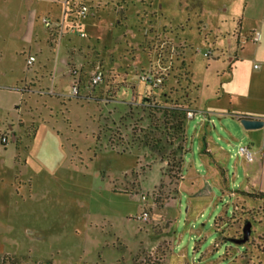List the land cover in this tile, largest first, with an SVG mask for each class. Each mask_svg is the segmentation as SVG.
Wrapping results in <instances>:
<instances>
[{"label": "rangeland", "instance_id": "obj_1", "mask_svg": "<svg viewBox=\"0 0 264 264\" xmlns=\"http://www.w3.org/2000/svg\"><path fill=\"white\" fill-rule=\"evenodd\" d=\"M23 2L9 0V5L20 12ZM126 2L130 14L123 26H113L117 0L81 3L88 10L85 15L77 12L82 28L75 44L83 49L75 58L78 63L84 58L101 61L86 67L81 91L86 98L79 105L69 99L72 82L58 75L59 55L47 47L41 54V45H34L38 61L29 72L40 76L34 86H20L21 109L32 117H27L18 141L10 139L0 148V162L6 161L0 164V254H9L6 264H136L133 254L142 255L139 264H264V201L234 209L243 204L241 191L261 188L263 167L239 154L249 144L241 124L213 114L219 104L227 107L229 92H243L237 83L246 65L240 73L229 72L226 64L206 58L209 52L216 57L221 45H227L221 54L232 53L227 33L238 28L254 1ZM145 2V11L152 5L158 12V26L156 18L144 17ZM4 18L2 29L18 27L16 20L10 26ZM157 27L177 45L158 36ZM164 44L169 52L162 49ZM23 56L17 61L20 70ZM161 68L167 70V95L184 97L197 110L187 123L191 151L178 186L166 175V163L145 148L127 153L139 154V161L124 176L131 155L112 151L103 137L106 126L120 123L130 107L140 113L131 119L130 124H137L145 100L156 95L143 76ZM98 69L104 79L94 88L91 81ZM216 94L224 99H207ZM206 134L212 147L226 151L224 187L221 174L213 179L207 170L213 167L201 152ZM13 158L18 159L17 173L11 172ZM194 171L209 178L207 186L196 184ZM143 209L149 213L147 222L137 218Z\"/></svg>", "mask_w": 264, "mask_h": 264}, {"label": "crops", "instance_id": "obj_2", "mask_svg": "<svg viewBox=\"0 0 264 264\" xmlns=\"http://www.w3.org/2000/svg\"><path fill=\"white\" fill-rule=\"evenodd\" d=\"M21 1H24V10L15 12L11 5H9V0H0V18L5 17L6 24L11 21V23H9L10 26L18 22V27L16 29L14 27V30H6L5 26H3L4 29H2L0 24V39L2 40V42H0V148H5L10 139H12L13 142L20 139L21 129L26 125L27 117L31 116V114L23 112L21 109V102L24 94H22L20 86L24 83H30L32 86L40 76L38 72H29L31 66H27V59L30 56L36 58L35 63L38 61V55L34 53L36 52L34 45H41L39 48L41 54H43V47H47L53 56H56V54L57 56L59 55V60L55 61V67L58 70L59 77L71 81L72 86L74 82L77 81L78 84H81V86L79 85L81 91L84 87H82V84L85 83L84 71H87L86 67L96 63L97 60H100L98 58H84L83 62L78 63L75 58L76 54L82 52L83 49L82 46L77 47L75 44L78 40L75 41V38L78 37V35H81L79 34V30H81L82 25L79 22L80 15L78 13L83 7H86L85 4H81L83 3V0ZM253 1V6L249 8L247 16L244 15L238 28L227 33L228 42L231 44L230 46L233 48V43H236V49H233L235 59H231L228 55L220 53L222 50L226 49L227 45L216 47V50H218V55L216 57L212 52H209L210 55L206 56L208 60L212 59V61L217 63L226 64L229 72H234L239 69L240 73L243 65H246L242 68L243 76L239 77L237 83V85L241 84L244 87L243 92L241 90L235 94L233 91L229 92L227 94V107L223 108L221 107L222 104H219L220 109H218L217 112H210V114L218 113L227 119L238 122L243 117L264 120V0ZM10 2H13V0H10ZM99 2L102 3V0H99ZM248 4L249 3H247V5ZM143 6L144 17L147 19L149 16L156 18V25L158 26V12L152 9V5L151 7H148L147 11H145L146 2ZM162 8L163 6L160 9ZM129 12L130 10L126 0H117L115 8L116 21L113 26H123L128 20ZM94 15L95 14L93 13L92 16ZM14 20L17 22H14ZM245 21H251L253 26L250 25L249 27ZM150 23L151 25L154 24L153 19H151ZM73 28H76V33L72 32ZM165 29L167 30L166 27ZM151 31L155 32L154 30ZM255 33H260L257 42L254 40ZM156 34L163 37L158 27L156 28ZM163 34L165 35L163 38L167 39L168 43L174 46L177 45L175 40L171 39L168 35L166 36V31L163 32ZM66 38L68 39V43L65 44L64 42ZM6 41L9 42L6 43ZM22 43L27 46L21 47ZM154 46V43L149 45L150 52L151 48ZM26 49H28L29 52L26 51ZM88 49L90 50V48ZM63 50L64 55H61ZM22 54L25 58V65L24 68L20 70L17 61L20 60ZM60 55L62 57H60ZM256 66H258V68H255ZM245 67H248V69H245ZM26 68L28 70H26ZM54 88L56 89V87ZM29 92L31 95H36L37 93L33 92V90ZM84 94L81 93V98L79 99L74 97L69 99L74 100L76 105H79L80 102L86 98ZM65 98H67V96H65ZM92 99V97L89 98V100ZM207 99L219 102L221 97L216 94ZM223 99L224 98L222 97L221 100ZM246 132L249 139L247 148L252 152V164L257 163L263 167V170H261L260 173V178L262 180L261 188L259 190L252 189L249 191L264 193V127L259 130ZM211 144V137H209V134H206L203 139L204 146L201 149V152L209 160V165L213 167L211 170L207 169L210 176L213 179H216L220 174L222 176V172H224L221 165L223 166L222 161L226 158V151L216 144L215 147H212ZM216 146L218 147L217 150ZM126 155L131 156L129 159V167L125 169L124 176L134 170L135 164L139 161V154L132 152ZM17 160V158H13V162H11V168L13 169L11 170L12 173H17ZM1 163L6 164V161H1L0 164ZM13 163H15V165ZM192 164L193 165L190 164V166L194 169V163ZM192 178L197 181L196 184H200L201 182L200 185H208L209 178L198 174L197 171L192 173ZM223 180H225L224 176H222L219 181L221 187L223 186ZM0 255L9 256V254Z\"/></svg>", "mask_w": 264, "mask_h": 264}, {"label": "trees", "instance_id": "obj_3", "mask_svg": "<svg viewBox=\"0 0 264 264\" xmlns=\"http://www.w3.org/2000/svg\"><path fill=\"white\" fill-rule=\"evenodd\" d=\"M161 47L163 49L165 44ZM164 51L169 52L166 50V47ZM181 66V70H183L184 63ZM166 81L165 76L162 85L159 88H153L152 93L158 95L157 97L156 95L149 96L145 100L142 105L143 108L140 111L143 113V116L137 120V124H130L131 119L136 115H140V113H134L129 106L128 113L121 118V120L119 119L120 123L113 122L111 126H106V133L103 137H106L107 141L105 146L119 155H125L133 149H149L159 157L163 163H166V175L178 186L183 182L186 158L191 151L187 134V123L190 120L188 114L192 112L196 115L197 110L193 108L190 101L184 97L172 98L168 96L165 88ZM79 85L81 86V84ZM91 85L92 87L94 86L92 81ZM99 85L94 86V88ZM78 91V95L75 97L76 99L81 98L80 87ZM107 95L108 98L112 96L111 93ZM93 100L97 99L94 98ZM96 139L100 144L101 134L98 135ZM222 176L225 177L224 172H222ZM225 181L226 179L223 180L222 183L225 184ZM154 195L155 194H153L152 197H154ZM240 195L243 204H241V206L235 204L234 209H238V207L244 209L250 207L249 204L253 202L264 201V193L261 192L241 191ZM260 208L263 209V207ZM233 211L230 218L234 215ZM215 225L217 226V222H215ZM216 229L218 230V228ZM220 234L222 235V232H220ZM141 256L140 254H133L132 261L139 264ZM2 264H6V261H3Z\"/></svg>", "mask_w": 264, "mask_h": 264}, {"label": "built area", "instance_id": "obj_4", "mask_svg": "<svg viewBox=\"0 0 264 264\" xmlns=\"http://www.w3.org/2000/svg\"><path fill=\"white\" fill-rule=\"evenodd\" d=\"M87 10L88 9L86 7H83L82 10L80 11V13L85 15ZM72 32L76 33L77 32L76 28H73ZM82 36H84V34H82ZM254 36H255L254 40L257 42L259 40L260 33H255ZM209 55H210L209 53L206 54V56H209ZM35 61H36V58L34 56H30L27 59V66H29V67L32 66L35 63ZM255 68H258V66H256ZM166 71H167L166 69L161 68L160 71H158V72L146 74L143 76V81L150 84L154 88H158L163 83V78L165 77ZM103 79H104V74L100 69H98L92 78V84L94 86L99 85L100 83H102ZM78 90H79V84L77 81H75L73 86H72V92H71L70 96L75 98L78 95V92H79ZM194 117H195L194 113L190 112L188 114L189 119H193ZM239 154L247 157L249 160L252 159V152L247 147L241 148L239 150ZM141 199H142V201H146L145 196H142ZM137 218L141 221L147 222L149 219V213L145 209H143Z\"/></svg>", "mask_w": 264, "mask_h": 264}, {"label": "water", "instance_id": "obj_5", "mask_svg": "<svg viewBox=\"0 0 264 264\" xmlns=\"http://www.w3.org/2000/svg\"><path fill=\"white\" fill-rule=\"evenodd\" d=\"M239 123L245 129V131H255L264 127V120L250 118V117L241 118Z\"/></svg>", "mask_w": 264, "mask_h": 264}, {"label": "flooded vegetation", "instance_id": "obj_6", "mask_svg": "<svg viewBox=\"0 0 264 264\" xmlns=\"http://www.w3.org/2000/svg\"><path fill=\"white\" fill-rule=\"evenodd\" d=\"M230 51H231L232 53H234V52H233V48H230ZM226 52L228 53V50H226ZM232 53H230V54L228 53V57H229V58H231V56H232L231 59H233V55H232ZM5 257H7V256H3V257H2L1 262L5 261ZM8 258H9V257H8ZM8 258H7V259H8Z\"/></svg>", "mask_w": 264, "mask_h": 264}]
</instances>
